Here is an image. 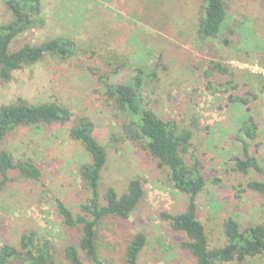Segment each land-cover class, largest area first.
<instances>
[{"label": "rangeland", "instance_id": "rangeland-1", "mask_svg": "<svg viewBox=\"0 0 264 264\" xmlns=\"http://www.w3.org/2000/svg\"><path fill=\"white\" fill-rule=\"evenodd\" d=\"M39 2V17L11 51L61 38L74 43L75 55L66 61L46 56L13 72L10 81L0 80V108L53 103L68 110L71 123L20 128L0 145L15 162L31 161L40 173L38 181L11 174L2 189L0 248L18 249L20 238L33 233L51 244L53 264H67L60 252L68 244L77 246L80 234L62 224L56 204L76 214L87 200L79 172L89 159L68 137L71 124L86 118L107 154L100 195L109 188L120 195L135 178L144 192L128 219L108 218L99 226L100 260L124 264L127 242L142 234L146 244L138 264H194L182 248L186 237L161 218L184 212L186 197L174 189L164 168L126 139V118L104 97L103 80L131 84L137 76L145 108L173 123L179 133L190 134L184 158L193 167L198 163L205 181L195 204L208 248L223 246L222 224L229 217L242 229L258 224L262 198L246 185L263 177L235 172L233 158L241 156L237 133L249 117L257 130L249 154L264 170V98L259 93L264 81V0H228L226 30L214 41H200L196 35L202 0ZM12 19L0 0V26ZM229 96L244 100L245 106L231 103ZM244 264L262 263L254 258Z\"/></svg>", "mask_w": 264, "mask_h": 264}, {"label": "trees", "instance_id": "trees-1", "mask_svg": "<svg viewBox=\"0 0 264 264\" xmlns=\"http://www.w3.org/2000/svg\"><path fill=\"white\" fill-rule=\"evenodd\" d=\"M12 14V21L0 26V80L8 82L11 74L41 62L46 56H54L63 61L74 55L75 45L68 39H53L41 44L24 45L11 51V45L25 33L33 18L40 15L39 0H5ZM228 0H202L197 19L196 35L200 41L217 40L226 30L228 19ZM234 29L230 30L232 33ZM226 44V42L224 41ZM225 71L219 69V73ZM100 80V78H98ZM102 79V78H101ZM103 82L104 97L111 107L126 119L122 132L126 139L147 157L167 171L174 189L186 197V209L175 215L161 214L169 222L172 231L186 237L182 248L192 257L194 264H244L248 259L259 258L264 264V170L257 160L249 154V144L257 137V130L251 118L243 125L237 135L241 156L234 157V171L247 175L254 172L262 175L261 181L247 183V189L262 198V212L258 224L242 229L231 217L222 224L224 244L210 250L204 227L197 220L196 199L203 191L205 181L197 169L187 163L184 156L190 139L189 133H179L173 123L164 122L148 111L143 103L140 90L142 80L136 77L131 84H111ZM257 83V82H255ZM264 98V81L259 86ZM233 104L244 107L240 98H232ZM67 109L56 104L29 105L18 102L0 108V145L20 128L50 127L55 124L65 126L71 123ZM71 141L80 145L89 159L80 168V177L87 193V200L73 214L62 203L56 209L67 228L79 231L77 246L68 244L61 250V257L67 264H84L80 253L91 264H104L99 258V226L105 219L125 221L140 204L144 192L137 178L127 183L125 192L118 195L114 189H107L100 195V181L107 165L105 149L94 136L92 123L81 118L71 124L68 132ZM16 174L24 180L38 181L39 171L31 161L15 162L10 154L0 148V193L10 182V175ZM146 244L142 234L135 235L127 242L123 255L124 264H138V257ZM54 249L48 242L35 239V234L23 235L19 248L3 246L0 248V264H53Z\"/></svg>", "mask_w": 264, "mask_h": 264}]
</instances>
